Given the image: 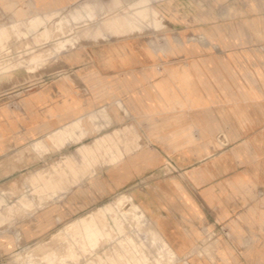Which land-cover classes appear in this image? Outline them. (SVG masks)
I'll return each mask as SVG.
<instances>
[{
    "label": "rangeland",
    "instance_id": "1",
    "mask_svg": "<svg viewBox=\"0 0 264 264\" xmlns=\"http://www.w3.org/2000/svg\"><path fill=\"white\" fill-rule=\"evenodd\" d=\"M53 1L0 0V264H264V0ZM89 4L105 20L74 22ZM123 4L155 30L94 43ZM101 108L110 124L82 143L125 125L139 148L67 193L35 192L79 145L32 144Z\"/></svg>",
    "mask_w": 264,
    "mask_h": 264
},
{
    "label": "crops",
    "instance_id": "2",
    "mask_svg": "<svg viewBox=\"0 0 264 264\" xmlns=\"http://www.w3.org/2000/svg\"><path fill=\"white\" fill-rule=\"evenodd\" d=\"M67 1L75 3V0H54L53 3L56 4L55 6L59 7L63 4L65 5V3H69ZM41 2H44V0H41ZM118 2L120 1H117V5L120 4ZM33 3L42 5L51 4V2L40 3V1H33ZM111 3L115 4V0ZM123 6L124 4L121 5V7L118 6L116 10H109L110 12H113L112 14H115V17L101 25L104 27L103 29L99 26L98 28L88 30V36H95V38H97L94 43L112 41L113 39H121L122 41H125L132 39V37L135 36L150 33V30H148L150 27H152L150 28L152 31L155 30L152 23H150L155 19L152 11L151 13L143 12L135 15L133 13H124L125 11L122 12L121 10L124 9ZM99 12L100 13L97 12L95 14L93 20H105L98 16L104 13L102 7ZM85 20L88 21L91 19ZM141 20L144 22L150 21L146 23L148 28L143 27L145 25L142 26L139 23ZM80 21L82 20L74 22ZM10 31L11 29H6V33L3 35L6 36L8 33L12 34ZM116 106L118 110H122L124 116H129L128 109L121 100L117 101ZM85 117L87 119L86 121ZM106 120L107 122L105 123L104 121ZM109 124L108 115L106 111L101 108L98 111L95 110L86 115H81L72 119L63 126L47 133L44 139L42 138L34 142L31 149L36 152L42 151L45 153L64 150L71 145L78 144L79 146L75 149L74 154L66 156L64 161L53 166L51 171L47 173H39L34 177L31 181V188L42 195L50 191L67 190L68 188L78 185L86 177L93 176L96 167L116 166L126 155L139 148L138 134L132 129V127L125 125L120 129H115L111 133L96 137L89 144L82 143L88 137L102 132Z\"/></svg>",
    "mask_w": 264,
    "mask_h": 264
},
{
    "label": "bare ground",
    "instance_id": "3",
    "mask_svg": "<svg viewBox=\"0 0 264 264\" xmlns=\"http://www.w3.org/2000/svg\"><path fill=\"white\" fill-rule=\"evenodd\" d=\"M81 10L83 11L82 13L78 12L77 10L73 12L71 17L73 18L74 21L85 20V19H93V17L96 14V12H94V11H97V12L101 11V6L100 5H90L89 4V5H87V7H84ZM22 19H24V18H22ZM103 28L104 27L101 26V29H103ZM150 44H152V43H150ZM72 48L74 49V46H72ZM108 90H110V89H108ZM68 191L69 190H67L66 193ZM60 195H62L61 192H52V197L60 196ZM124 200L126 202H128V203L131 202L130 198H127V199H124ZM125 215H127V216L129 215L132 225L135 228H137V230L141 234L144 235V238L146 239V242L149 245L155 246L157 244V242L160 241V235H159L160 232H159V230L158 231L155 230L154 226L150 222V219L147 218L146 214L144 213V211L139 206H133L132 210L128 211V213H126ZM0 221H1V218H0ZM42 260L45 261L46 258L44 257Z\"/></svg>",
    "mask_w": 264,
    "mask_h": 264
}]
</instances>
